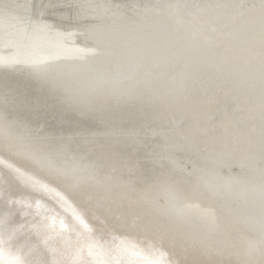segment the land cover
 Returning <instances> with one entry per match:
<instances>
[{
  "label": "snow or ice",
  "instance_id": "snow-or-ice-1",
  "mask_svg": "<svg viewBox=\"0 0 264 264\" xmlns=\"http://www.w3.org/2000/svg\"><path fill=\"white\" fill-rule=\"evenodd\" d=\"M135 16L143 22L120 23L128 19L126 6L107 0H0V51L15 52L12 58L0 56V69L26 67L63 88L67 98L90 106L135 107L141 127L161 137L158 150L145 151L140 129L109 133L117 143L144 152L143 159L154 167L167 169V175L134 196L145 215L169 222L157 236L168 264H173V242L185 249L198 244L204 256L222 255L227 246L186 232L172 219L168 208L181 191L225 202L224 220L217 214L207 229L225 234L230 228L226 201L258 196L259 214L247 222L258 224L261 240L249 245L247 255L258 251L264 264V0H167L163 7L138 6ZM65 24L92 44L91 51L100 57L97 64L60 67L70 59L66 40L73 34ZM0 133L8 141L0 154L12 158L9 151L14 150L23 157L17 163L47 169L67 180L73 192L115 186L114 177L70 160L63 146L45 145L31 130L18 135L9 125L0 127ZM181 148L196 156L191 168L177 161ZM226 158L239 160L250 172L258 170L259 185L221 177L218 165ZM142 163L129 159L115 166L131 174ZM111 215L101 212L96 219L108 226ZM140 219L133 216L128 226L139 227ZM7 222V215L0 217V225ZM10 262L25 264L24 257L0 249V264Z\"/></svg>",
  "mask_w": 264,
  "mask_h": 264
},
{
  "label": "bare ground",
  "instance_id": "bare-ground-1",
  "mask_svg": "<svg viewBox=\"0 0 264 264\" xmlns=\"http://www.w3.org/2000/svg\"><path fill=\"white\" fill-rule=\"evenodd\" d=\"M107 2L126 6L128 19L120 23L134 26L143 22L135 16L138 6L163 7L167 0ZM63 27L73 34L66 40L70 59L62 61L60 67L97 64L100 57L91 51L92 44L83 33L70 24ZM13 55L14 50L0 51L5 58ZM9 125L15 134L31 130L41 143L63 146L70 160L94 167L100 175L114 177L115 186L93 185L73 192L67 180L53 176L47 169H36L28 162L17 163L23 157L14 150L9 151L12 158L0 154V217L8 216L7 224L0 225V249L24 257L25 264H168L157 236L159 228L168 227L169 222L145 215L134 196L167 175V169L154 167L143 159L144 152L136 153L132 146L117 143L114 135H109L135 127L145 139V151L160 148L161 137H153L141 127L135 107L108 110L69 99L60 86L46 83L32 70L19 66L0 69V127ZM7 143L0 133V149H6ZM129 159L143 160L136 172L130 174L127 168L115 166L118 161ZM176 159L189 168L198 162L195 155L182 148ZM218 172L226 180L238 178L245 185L261 182L258 170L250 172L236 159L220 161ZM160 195L163 203L164 194ZM224 203L190 191H181L175 197L168 211L184 231L227 246L222 255L204 256L197 251L198 244L185 249L183 244L173 242V264H240L249 259L260 264L258 251L252 257L247 255L249 245H258L261 240L258 224L247 222L259 214L258 196L255 200L249 197L226 201L229 231L209 232L217 214L224 220ZM101 212L112 213L108 226L96 219ZM133 216L141 217L139 227L128 226Z\"/></svg>",
  "mask_w": 264,
  "mask_h": 264
}]
</instances>
